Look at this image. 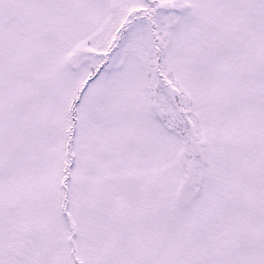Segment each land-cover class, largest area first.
Wrapping results in <instances>:
<instances>
[{
    "label": "snow or ice",
    "instance_id": "1",
    "mask_svg": "<svg viewBox=\"0 0 264 264\" xmlns=\"http://www.w3.org/2000/svg\"><path fill=\"white\" fill-rule=\"evenodd\" d=\"M0 264H264V0H0Z\"/></svg>",
    "mask_w": 264,
    "mask_h": 264
}]
</instances>
